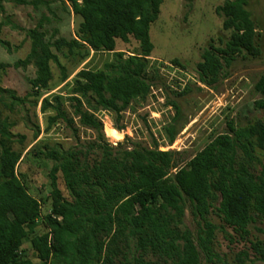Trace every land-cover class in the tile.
<instances>
[{
    "label": "trees",
    "instance_id": "trees-1",
    "mask_svg": "<svg viewBox=\"0 0 264 264\" xmlns=\"http://www.w3.org/2000/svg\"><path fill=\"white\" fill-rule=\"evenodd\" d=\"M8 1L0 0L2 15ZM19 1L35 10L44 4L47 12L31 29L18 26L9 16L0 23V34L7 26L25 32L31 42L30 53L14 67L35 69L25 97L0 84V264H34L23 250L26 243L41 264H151L150 257L159 264H202L201 252L205 264H219L222 259L213 247L218 227L208 216L216 214L231 236L243 240L248 239L250 226L264 218V121L246 126L228 123L227 133L213 139L181 168L179 154L161 151L155 140L150 147L131 140L112 146L97 113L113 115L115 129L122 131L123 113L150 96L159 78L158 70L153 76L148 74L154 50L150 28L162 0H64L67 12L78 19L71 39L52 27L56 14L48 1ZM249 2L228 0L217 7L223 29L232 33L224 48L207 49L203 54L198 64L201 84L213 88L238 54L260 55ZM131 39L138 42V52L126 56L117 50L118 41ZM0 46L11 51L1 38ZM91 52L110 53L112 58L101 69H83L68 82L70 76L59 55L87 60ZM53 64L60 72L58 84ZM10 67L0 64V71ZM62 85L68 91L66 98L60 94L43 97V92ZM255 90L264 97V76ZM40 101L44 133L63 126L77 141L69 148L59 143L50 146L38 140L39 125L29 126L38 140L33 148L36 155L53 163L49 173L52 201L45 216L42 202L29 193L18 173L21 155L15 145L24 143L26 137L13 133L15 123L8 115ZM168 103L175 115L164 132L172 145L184 126L180 106ZM80 129L92 132L94 139L82 141ZM59 176L69 198L58 187ZM188 206L200 220L197 243L184 226ZM41 226L44 232L37 235ZM250 250L254 257L264 258L262 242H250ZM237 259L238 264H248L250 252L241 251Z\"/></svg>",
    "mask_w": 264,
    "mask_h": 264
},
{
    "label": "rangeland",
    "instance_id": "rangeland-1",
    "mask_svg": "<svg viewBox=\"0 0 264 264\" xmlns=\"http://www.w3.org/2000/svg\"><path fill=\"white\" fill-rule=\"evenodd\" d=\"M45 1L50 3L56 14L52 27L60 28L63 37H74L78 19L72 11L67 12L64 0ZM226 1L228 0H162L158 18L150 28L154 50L149 58L148 74L153 76L156 70L159 71V78L153 84L150 96L146 101L134 102L123 113L122 131L115 129L113 115L108 112L97 113L103 123L105 138L112 146L130 144L131 140L150 147L154 146L155 140L161 151L179 154L178 168H181L213 139L227 133L228 123L235 122L236 125L246 126L256 120L264 121V107H259L260 103L264 104V97L255 90L256 83L264 76V0H250L247 7L255 22L260 55L254 57L238 54L231 66L224 68L219 82L213 88L199 82L198 64L202 62L205 51L224 48L231 36L232 32L223 29V19L216 13L217 7L224 5ZM4 7L6 12L5 15L0 13V23L5 16H9L15 24L25 29L33 28L42 12H47L44 4L39 6V10H35L32 5L23 4L19 0H9L4 3ZM0 38L11 46L10 52L0 46V64L11 66L0 71V84L3 88L15 91L19 97H25L30 91L28 80L35 76V69L33 66L16 69L14 64L30 53V39L25 32L12 30L7 26L2 28ZM139 49V44L134 39L129 43L118 41L117 44V50L126 56L138 52ZM59 56L70 76L68 82H72L79 71L86 68L101 69L112 58V54L106 52H91L87 60ZM174 61L179 64L175 65ZM52 69L58 84L60 72L54 64ZM67 93L62 85L51 92H43L42 95L51 98L60 94L66 98ZM170 101L180 106L184 126L172 145L164 132V126L175 115V109L168 103ZM64 104L65 108L69 107L66 101ZM8 115L15 123L13 133L26 137L24 143L15 145V150L21 155L18 173L29 193L42 202V215L45 216L50 213L52 201L49 173L53 163L37 156L33 148L38 140L50 146L59 143L64 148L75 146L77 141L71 137V131L63 126L54 128L49 134L44 133L45 120L41 113V101L38 105L27 103L24 107L17 108V112ZM32 125H39L42 129L37 141L34 131L29 127ZM80 137L82 141L93 140L95 135L80 129ZM58 187L64 197L69 198L61 176ZM208 217L218 227L213 247L222 259L219 264H238L237 255L243 250L250 252L248 264H264V258L254 257V252L250 250V242L260 241L264 244V218L250 226V235L247 240H243L239 236H231L232 231L226 228L216 214L212 213ZM199 221L188 206L184 226L191 231L196 243ZM42 232L43 226L37 230V235ZM23 250L34 264H41L30 243H26ZM148 260L151 264H159L152 257ZM201 262L206 263L203 252Z\"/></svg>",
    "mask_w": 264,
    "mask_h": 264
}]
</instances>
